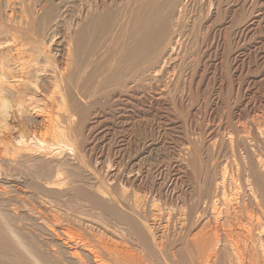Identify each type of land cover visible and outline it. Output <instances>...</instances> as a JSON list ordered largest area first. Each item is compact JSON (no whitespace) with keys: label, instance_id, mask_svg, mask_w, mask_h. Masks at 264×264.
I'll return each mask as SVG.
<instances>
[{"label":"bare ground","instance_id":"1","mask_svg":"<svg viewBox=\"0 0 264 264\" xmlns=\"http://www.w3.org/2000/svg\"><path fill=\"white\" fill-rule=\"evenodd\" d=\"M197 1L0 0V129L16 116L30 120L39 125L40 147L18 149L0 136V264H264L261 122L250 132L220 121L198 138L180 122L168 158L149 139L130 165L116 161L105 178L77 157L73 138L134 108L141 90L169 115L185 101L197 103L199 93L186 92L197 71L185 60L193 49L185 45L203 26L204 16L191 14ZM118 4L120 13L109 18ZM245 17L234 23L247 31L255 17ZM182 48L190 51L181 61ZM67 150L70 165L58 160ZM154 158L168 166L169 195L150 175Z\"/></svg>","mask_w":264,"mask_h":264},{"label":"rangeland","instance_id":"2","mask_svg":"<svg viewBox=\"0 0 264 264\" xmlns=\"http://www.w3.org/2000/svg\"><path fill=\"white\" fill-rule=\"evenodd\" d=\"M197 2L198 3L195 2L193 4V6H195L196 9L192 6L194 9L193 10L191 7V10H193V12L195 14L192 11H191V14L195 18L197 17L196 19H199L200 21L203 18L202 16H204L203 19L206 21H204L202 19V21L200 23L199 20H196L197 23L199 21L200 24H202V22H203V26L199 27V33L200 34L198 33V38L190 37V41L193 42V45H192V42L190 45L189 44L190 41H189L187 43V45H185V46H186V48H188L189 46H191V48H192V46H193V49L190 48L191 54L188 55L189 51H190V50L188 51L189 48L186 49L188 52L185 53V49H183V48H185V46H184L182 48V51L180 52V56H182L184 54L185 55L183 57H180L181 58L180 60L182 61V59H184V57L185 58L188 57V59H185V60H186V62H187V60H189V62H191V66H189L190 68H192V66H193L192 64L194 63L193 69L195 68L196 70L194 69L195 71L194 70L193 71L194 72L197 71L196 72L197 77L195 76V79H194L196 82H195V84H193L195 86L191 87V88H188L186 86L187 87L186 92L189 94V96L190 95L193 96V94H194V96H197L199 93L198 99L200 101L198 99H196L197 103H195V104L197 106L194 104V102L190 103V102L185 101L184 102L185 104L182 105L180 108L178 106L179 109H171L172 112L169 115V114H167V112L163 108V106H162L163 109L160 108L161 106H159V105H156V107H155V104L151 103L152 101L150 99L144 100L145 98L149 97L148 96L149 94H147L148 97H146V94L143 95L140 93H147V92L144 90H141V92L139 93V96L142 95V96H140V98L142 97L143 100L141 99L142 100L141 103L138 102V104L135 105L134 108L133 107H129V108L125 107V109L122 108L121 111L118 110V112L115 113L113 116H108L109 119L106 118L107 121L103 119L104 121L102 120V123L99 126L98 125L96 126V128L93 130V133L92 132H90V133L85 132L84 136L81 135L82 137L78 136V137L73 138L74 142L77 145L80 144V146L82 148L81 149L80 146H78L80 148V150H83V153H82V151H80L78 149L79 152L77 154V157L78 156H79V158L81 157V159L83 160V162L86 165L88 163V166H90V167L93 166L95 169H97L96 174L99 172V174L102 175L104 178L107 177L106 171H108V167H109V170L112 169L113 166L115 165L116 161L119 164L122 163L121 167H123V165L125 166V164H126V166L130 165L132 163L133 159H135L136 154L140 152L139 149L141 150L143 148V145L146 144V143L144 144V142H146V141L148 142L149 139H154V140L158 141L161 144L160 145V153L165 155V157L167 156V158H168L171 154V148H169L170 147L169 145H170L171 141L177 139V137L179 135V131H180L179 127L181 125L180 122L182 123V129L184 131H186L187 134H189V136H191V137L193 136V134H191V133H194V136L196 138H198L199 136H202L204 134V132L207 133L208 131L216 130L217 127L220 126L219 124H221V122L224 123L228 119H229V121H233L234 123L242 124L246 128L248 127L247 130L250 128L249 129L250 132H251V128L254 130L256 125H258V123L261 122L259 125H264V10L259 11V12L258 11L255 12L256 10H258L257 6L259 4L264 3V0H247V1H245V0H227V1L222 0L220 4H218V2H220L219 0L218 1L217 0H215V1L211 0L212 3L210 2V0H208V1L207 0H201L200 2L202 4H200L199 1H197ZM208 2H210V3H208ZM214 2L215 3L217 2L216 4L220 5V6H217ZM197 4H199V6H201V7H199L200 9L204 8V10H205V11H203L201 9L203 11L202 13L200 12L201 14L197 10V9H199L196 7ZM204 4H205V6H204ZM208 4H210V5L212 4V5L210 6ZM213 4H215V5H213ZM223 5H225V6H223ZM132 6L134 7L135 5L133 3H131L129 6L130 8H132L129 10H133L132 12L130 11L131 12L130 16H132V17H130L131 20L133 19L134 16H136L133 13L134 8ZM115 7H117V6L112 5L111 12H110V10H108V13H110V16L108 13H107L108 14L107 16L109 18L110 17L115 18V16H117L118 12L121 10L120 4H118V8H115ZM226 8H229V10ZM233 8H235V10ZM117 9L118 10L120 9V10L117 11ZM237 9H239V10H237ZM207 10L208 11L210 10L212 13H210V11L207 12ZM236 10L243 17V19L245 16H246L245 18H248L249 16L255 17V20L252 24L253 26H251L249 28V30L246 31L245 29H243L241 24L239 26L237 25V24H239L238 20L240 19L239 21H241L242 18H240L241 16L237 15L238 13ZM136 11L137 10H135V13H136ZM227 11H230V12H227ZM132 13L134 16L132 15ZM196 13H198V14H196ZM208 13H209V15H208ZM234 13H235V15H237L235 18H234V16H235ZM197 15H199V16H197ZM224 15H227V16H224ZM229 15H231V16H229ZM192 16L190 15V17L192 18V20H190L191 21L190 23L196 22ZM237 17H238V19H237ZM134 18H136V17H134ZM131 20L129 23H132ZM234 20L238 23L237 24H236V22L234 23ZM69 21H71V19ZM135 22L133 21V25L135 24ZM105 23L108 24L107 21H105ZM105 23L103 22V24H105ZM226 25L231 27V29H230L231 32L229 31L231 35H228V34H226L228 32H225V30H226L225 28H227V31L229 29L228 26L225 27ZM231 25H233L235 27H233ZM134 26L133 27L136 28V24ZM93 27L94 28H92L91 31H92V34L95 35V33H98V31H97L98 29L97 28L95 29V26H93ZM133 27L130 25V30ZM201 27H202V29H200ZM232 27H233V30H232ZM98 28L100 30L101 27L98 26ZM201 30H202V32H201ZM220 30H221V32H220ZM224 32L228 36H226L224 34ZM188 35H190V34H188ZM199 35H200V37H199ZM206 35H209V36H206ZM193 37H195V36H193ZM228 38H230V40ZM193 39H194V41H193ZM205 40H206V43H205ZM223 40L226 42L224 43ZM194 44L195 45L199 44L200 48L198 46V51L194 50L195 48H197L196 46H194ZM206 45H208V46L206 47ZM192 51H193V53H192ZM183 52H184V54H182ZM195 52L196 53L199 52V54L198 53L196 54ZM191 71L192 70L187 71V74L189 76L191 74L190 73ZM197 88H198V91H197ZM188 89L189 90L191 89L190 93H189ZM192 89H193V91H192ZM194 92H197V93H194ZM169 108H172V107H169ZM156 109H158V110H156ZM160 109L165 111L166 113L165 112L163 113V111H160ZM162 115H165V117ZM171 119L173 121H171ZM169 122L174 123V124H169ZM183 124H185L186 126H184ZM247 124H248V126H246ZM254 125H255V127L253 128ZM38 126L39 125H36V123L35 124H34V122L32 123V121L30 122V120H27L25 118L23 120L22 117L16 116L10 122H8L7 124H4L2 126V129H0V131H1L0 136L2 137V135L4 136L6 134L5 137H7V138H5V137L4 138L6 139L7 143L9 142V144H11L13 147L16 146V148H18V149L23 150L24 146L28 147L27 144H29L31 147H34V149H38L40 147H38L39 144H38V142H36L37 139L35 137L36 135H38V132H39ZM171 126H173L174 128L176 127V128L173 130V128L172 129L170 128ZM202 132H203V134H202ZM199 134H202V135H199ZM90 135H92V136H90ZM194 136L192 138H195ZM87 137H88V139H87ZM83 139H85V140H83ZM86 139H87V143H89L88 144L89 148L88 147H84V148L82 147V141H86ZM29 141H31L32 143H30ZM20 146H21V148H19ZM27 147H25V149ZM67 148L69 149V147H67ZM0 151L1 152L3 151V147H2L1 143H0ZM70 151L71 150H69L68 153ZM1 152H0V154H3V156L6 154V153H3V152L1 153ZM57 152H59V151H55V153H57ZM84 152H87V153H84ZM69 154L70 155L64 156L65 158L62 156H58V158L59 157H61V158H59V159L57 158V159L60 160L63 158L61 161L64 160L63 161L64 163L61 161L60 162L63 164L68 163L70 165V164L74 163V161H72V162L70 161V160H72L73 157L71 156L72 153H69ZM79 154H81V156ZM83 155L85 158L83 157ZM156 158H154V161L155 162L157 161V164H158L157 169L158 170L155 169L156 173L151 172L150 175L153 174V176L151 175L152 179L156 180L155 182L157 184H158V182H160L158 185H160V187H162L164 184L166 185V183L169 181L170 175L167 172L168 169H166L168 166L165 164L162 167V165H160V163H158V161H160V160L159 159L157 160ZM67 159L68 160L70 159L69 160L70 163ZM65 160H67V161L65 162ZM57 162H59V161H57ZM139 162H140V165L142 164L143 167H147V166L149 167V164H147L146 159H141ZM155 162L152 161L151 163H153L155 166L156 165ZM148 163H150V162L148 161ZM144 164H145V166H144ZM161 164H163V163H161ZM159 168L161 169L160 172H159ZM95 169L91 168V170H94V171H95ZM129 169H130V167H129ZM102 176H101V178H103ZM162 188L164 189L163 190L164 195H166V194L169 195L168 192L165 190V186H163Z\"/></svg>","mask_w":264,"mask_h":264}]
</instances>
